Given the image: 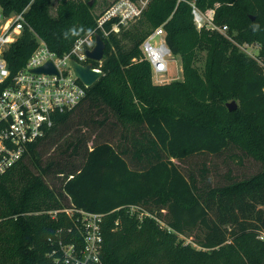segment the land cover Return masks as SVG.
Returning a JSON list of instances; mask_svg holds the SVG:
<instances>
[{"label":"trees","instance_id":"1","mask_svg":"<svg viewBox=\"0 0 264 264\" xmlns=\"http://www.w3.org/2000/svg\"><path fill=\"white\" fill-rule=\"evenodd\" d=\"M97 2L59 0L53 17L50 0H0L6 16L30 5L29 26L4 53L12 75L38 46L35 34L57 55L69 52L96 27ZM190 2L202 12L215 9V25L227 26L231 39L198 30ZM162 25L182 60V81L153 83L142 57L141 44ZM104 40L103 77L0 174V264H64L60 243H83L80 211L104 216L105 264H264V171L202 191L174 162L234 146L264 165V0H151L139 23ZM242 44H259V58L241 52ZM233 100L239 105L230 112ZM93 109L104 117L101 128L109 114L117 118L128 146L105 140L89 148L78 138L63 151L64 164L43 165L39 148L77 111ZM53 174L60 189L46 181ZM197 230L203 235L195 245L181 239Z\"/></svg>","mask_w":264,"mask_h":264},{"label":"built area","instance_id":"2","mask_svg":"<svg viewBox=\"0 0 264 264\" xmlns=\"http://www.w3.org/2000/svg\"><path fill=\"white\" fill-rule=\"evenodd\" d=\"M177 1L180 3L185 0ZM150 2L151 0H115L98 16L96 27L76 40L71 50L63 56L57 55L36 37L38 46L26 65L14 75L4 59V53L19 40L25 27L29 25L25 18L26 11L6 16L0 7V174L6 173L24 156L29 144L45 136L53 127L57 114L74 110L86 98L88 88L75 76L70 60L84 66L92 64L94 70L101 71L104 59L94 61L88 57V52L93 51L96 46V36L109 38L121 28L138 22ZM190 4L198 30H217L228 37V27H219L214 23L215 9L202 12L194 2ZM140 49L143 59L151 65L152 75L161 79L167 77L175 59L167 44L164 25L153 30ZM48 62L53 63L57 74L34 73L35 69ZM166 82L169 80L160 84ZM79 214L83 243L81 247L60 243L64 264H105L102 233L104 216L84 211Z\"/></svg>","mask_w":264,"mask_h":264},{"label":"rangeland","instance_id":"3","mask_svg":"<svg viewBox=\"0 0 264 264\" xmlns=\"http://www.w3.org/2000/svg\"><path fill=\"white\" fill-rule=\"evenodd\" d=\"M114 1L115 0H98L93 10L95 23L98 16L104 12ZM58 2L59 0H50V14L53 17L57 16ZM29 8L30 5L27 6L23 11H26L27 13ZM142 19L143 17L138 22L121 28V30L116 35H119L123 31L129 30L132 25L139 23ZM35 35L38 39L42 40L37 34ZM123 43L126 45L129 44L126 41ZM238 47L240 51L245 53L247 56L254 59L259 58V44H249L248 46H244V44H242ZM206 57V52L201 53L196 63L197 68L201 72L205 70ZM174 59L175 62L171 65V72L168 74V76L164 79H161L152 75L153 83L160 84L163 81L165 82L167 79L169 82L166 83L182 81L184 79L182 60L178 56H174ZM237 104L239 105V102H237ZM103 119L104 117L97 109H93L83 115H80L79 111H77L72 117L69 127L62 128L55 139H53L49 144L42 145L39 148L42 164L46 165L51 161H55L57 164H64L65 160H67V155L64 154L63 151L67 145H69L72 141L75 142L78 138L88 140L89 148L93 146L94 141L102 142L105 140H109L115 145L122 144L128 146L127 140L122 138V135L127 133H125L123 126L118 124L117 118H115L112 114H109V123L101 128L99 122ZM129 137L131 138V136ZM174 162L180 167L186 176H194L197 179L198 187L202 191H207L209 188L226 186L237 181L249 179L264 171V165L261 162L254 160L242 150L234 146L228 148L222 154L217 156L197 155L185 162ZM80 163H82L81 160H76L74 162L76 165ZM46 181L49 185L60 189L62 181L57 175L53 174L47 178ZM198 235L202 236L203 231L197 230L192 234V237L182 236L181 239H184L186 243L194 244V240Z\"/></svg>","mask_w":264,"mask_h":264},{"label":"water","instance_id":"4","mask_svg":"<svg viewBox=\"0 0 264 264\" xmlns=\"http://www.w3.org/2000/svg\"><path fill=\"white\" fill-rule=\"evenodd\" d=\"M93 2L90 3L92 5ZM106 49L105 40L100 36H96V46L93 51L88 52V57L94 61H102L104 59ZM70 66L74 71L75 76L79 81L85 85L87 88L94 86L100 78L103 77L104 73L102 71H97L92 68V64L86 66L79 64L75 60H70ZM34 73H55L57 70L53 66L52 62H48L46 65L37 68L34 70ZM238 107L237 101L233 100L230 103H227V108L230 112L235 111Z\"/></svg>","mask_w":264,"mask_h":264}]
</instances>
